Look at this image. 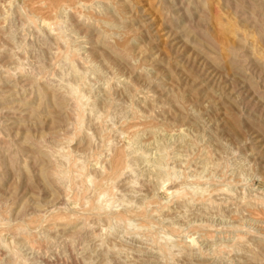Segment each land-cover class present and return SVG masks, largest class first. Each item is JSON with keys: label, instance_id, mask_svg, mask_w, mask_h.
<instances>
[{"label": "rangeland", "instance_id": "1", "mask_svg": "<svg viewBox=\"0 0 264 264\" xmlns=\"http://www.w3.org/2000/svg\"><path fill=\"white\" fill-rule=\"evenodd\" d=\"M28 1L0 0V264H264V0Z\"/></svg>", "mask_w": 264, "mask_h": 264}, {"label": "bare ground", "instance_id": "2", "mask_svg": "<svg viewBox=\"0 0 264 264\" xmlns=\"http://www.w3.org/2000/svg\"><path fill=\"white\" fill-rule=\"evenodd\" d=\"M26 1H28V0H26ZM31 1H32V0H31ZM88 1H89V0H88ZM33 2H36V1L34 0ZM33 2H32V3H33ZM38 2H39V0H38ZM89 2H90V1H89ZM27 3L30 4L29 1H28ZM48 4H49V3H48ZM30 5H31V4H30ZM30 5H29V6H30ZM32 5H33V4H32ZM35 5H37V3H36ZM83 5H84V4H83ZM87 5H88V4H87ZM47 6H48V5H47ZM49 6L52 7L51 5H49ZM80 6H81V5H80ZM35 8H36V7H35ZM47 8H48V7H47ZM73 8H74V7H73ZM44 10L46 11V8H45ZM48 10H49V9H48ZM32 11H34V9H33ZM32 11H31V12H32ZM37 11H38V10H37ZM41 11H42V10H41ZM45 11H44V12H45ZM51 12H52V11H51ZM29 13H30V12H29ZM39 13H40V12H39ZM41 13H42V12H41ZM47 13H48V12H47ZM49 13H50V12H49ZM31 14H32V13H30V14L28 15V18H29V16H30ZM42 14H43V13H42ZM38 15H39V14H38ZM43 15H44V14H43ZM48 15H49V14H48ZM32 16H33V15H32ZM39 16H40V15H39ZM41 16H42V15H41ZM41 16H40V17H41ZM49 16H50V15H49ZM40 17H39V19H40ZM43 17H44V16H43ZM33 18H34V17H33ZM48 18H49V17H48ZM31 19H32V18L30 17L29 20H31ZM35 19H37V18H36V15H35ZM43 19H44V18H43ZM30 23H31V22H30ZM32 23H34V22H32ZM55 24H56V23H55ZM55 26H57V25H55ZM54 49H55V48H54ZM66 55H67V54H66ZM63 56H64V55H63ZM51 67H52V66H51ZM84 68H85V67H84ZM81 72H82V71H81ZM8 73H9V72H8ZM28 73H29V72H28ZM52 77H53V76H52ZM77 78H78V77H77ZM43 80H44V79H43ZM31 85H32V84H31ZM49 85H50V84H49ZM67 85H68V84H67ZM67 85H65V86H67ZM70 85H71V83H70ZM75 87H76V86H75ZM68 89H69V88H68ZM68 91H69V90H68ZM70 91H71V89H70ZM73 91H74V90H73ZM69 94H70V93H69ZM69 94H68V95H69ZM34 95H35V94H34ZM74 95L76 96V94H74ZM70 96H71V94H70ZM70 96H69V97H70ZM80 96H81V94H80ZM66 97H67V96H66ZM71 97H72V96H71ZM78 97H79V96H78ZM78 97H77V98H78ZM77 98H76V99H77ZM78 100H79V99H78ZM76 101H77V100H76ZM76 107H77V106H76ZM74 118H75V117H74ZM77 121H78V120H77ZM116 153H117V152H116ZM119 153H120V154H119ZM119 153H118V154H115V156L112 158L111 162L109 161V162H110V166H108V167H109V170L106 168L107 171H108L107 173H109V176H108L109 178H111V176L113 177V175H115V174L118 172V169H119L118 166L120 165V163H121L120 161H121V158H122V156H121V152H119ZM62 155H63V154H62ZM47 156H48V155H47ZM125 161H126V160H125ZM55 162H56V161H55ZM108 164H109V163H108ZM65 168H66V167H65ZM123 168H124V167H123ZM106 169L104 170L103 173H105ZM122 170H123V169L121 168L120 171L122 172ZM60 171H62V170H60ZM120 171H119V172H120ZM110 173H111V174H110ZM53 174H54V173H53ZM57 174H58V173H57ZM78 175H81V174H78ZM107 175H108V174H106L105 176H107ZM110 175H111V176H110ZM117 175H118V174H117ZM89 176H90V175H89ZM89 176L87 175L85 178H87L88 181H89V180L91 181V179H92L91 177H92V176H91V177H89ZM90 178H91V179H90ZM105 178H106V177H105ZM109 178H108V179H109ZM108 179H107V180H108ZM56 180H57V179H56ZM58 180H59V179H58ZM100 180H101V179H100ZM110 180H111V179H110ZM112 180H114V178H113ZM112 180H111V181H112ZM130 181H131V180H130ZM162 181H163V180H162ZM57 182H58V181H57ZM100 182H102V181H100ZM100 182H99V184H100ZM97 183H98V182H97ZM110 183H111V182H110ZM99 184H98V185H99ZM100 185H101V184H100ZM97 187H99V186H97ZM113 187H114V186H113ZM107 188H108V187H107ZM99 189H100V188H98V190H99ZM105 189H106V188H105ZM105 189L102 190V187H101V190H100V191L97 190V194H96V192H95V194H96L95 196H96V200H97V201H98V200H101V199H100L101 197H102V199L104 198V196H105V194H106V192H107V191H104ZM131 189H132V188H131ZM217 189H218L220 192H221V191L223 192V190H224V189H222V188H220V187H217ZM107 190H108V189H107ZM111 190H112V189H111ZM218 190H216V188H215V191H218ZM93 191H95V190H93ZM219 191H218V192H219ZM108 194H109V192H108ZM106 195H107V194H106ZM110 195H111V194H110ZM82 196H83V195H82ZM256 196H257V195H256ZM85 197H86V196H85ZM107 197H108V196H107ZM86 199H87V198H86ZM108 202H109V201H108ZM82 203H83V202H82ZM82 203H81V204H82ZM105 204H107V203H105ZM98 205L100 206L101 204H98ZM107 205H108V204H107ZM154 205H155V204H154ZM83 206H85V205L83 204ZM90 206H91V205L86 206V207H87V210H88V207H90ZM99 206H98V207H95L94 205H92L91 207H92V209H97V208H99ZM91 207H90V208H91ZM108 207H109V205H108ZM106 208H107V207H106ZM92 209H91V211H92ZM99 209H100V208H99ZM99 209H97V212H98ZM101 209H102V206H101ZM137 209H138V208H137ZM81 210H84V209L81 208ZM141 210H142V209H141ZM114 211H116V210H114ZM127 211H128V210H126L125 212H127ZM80 212H81V211H80ZM80 212H78V213H80ZM85 212H87V211L84 210V213H85ZM110 212H111V211H110ZM123 212H124V211H123ZM136 212H137V211H136ZM136 212H135V213H136ZM145 212H146V211H145ZM148 212H149V211H148ZM153 212H154V211H152V213H153ZM78 213H77V214H78ZM88 213H90V211H88V212L86 213V215H87ZM91 213H93V212H91ZM95 213H96V212H95ZM98 213H99V212H98ZM106 213H107V212H106ZM120 213H121V212H119L118 215H119ZM135 213H134V214H135ZM152 213L150 212V215H152ZM100 214H101V212H100ZM108 214H109V213H108ZM112 214H115V213L113 212ZM121 214H122V213H121ZM137 214H139V213H137ZM143 214H144V213H143ZM145 214H146V213H145ZM148 214H149V213H148ZM148 214H147V215H148ZM105 215H106V214H105ZM105 215H104V216H105ZM118 215L115 216L116 219L114 218L116 222L119 221V220H121L120 216H118ZM122 215H125V214L123 213ZM129 215H130V214H129ZM84 216H85V214H83V216H81V219H82ZM92 216H93V214H92ZM97 216H98V215H97ZM99 216H101V215H99ZM110 216H111V215H110ZM113 216H114V215H113ZM125 216H126V215H125ZM88 217H89V216H88ZM108 217H109V216H108ZM108 217L106 216L105 219H106V218L108 219ZM121 217H122V216H121ZM140 217H141V216H140ZM145 217H146V215L144 216V220H145ZM148 217H149V216H148ZM148 217H147V218H148ZM150 217H151V216H150ZM74 218H75V217H74ZM77 218H78V217H77ZM79 218H80V217H79ZM142 218H143V216H142ZM112 219H113V218H112ZM148 219H149V218H148ZM73 220H74V219H73ZM76 220H78V219H76ZM109 220H110V219H109ZM139 220H140V219H139ZM82 221H83V220H82ZM107 221H108V220H107ZM141 221H142V220H141ZM84 222H85V221H84ZM126 222H128V221H126ZM146 222H148V221H146ZM82 223H83V222H82ZM242 224H243V223H242ZM149 225H150V224H149ZM125 226H126V225H125ZM140 226H141V222H140ZM134 227H135V226H134ZM134 227H133V228H134ZM136 227H137V226H136ZM140 228H142V227H140ZM135 229H136V228H135ZM170 229H171V226H170ZM170 229H169V230H170ZM173 230H174V227H173ZM171 231H172V230H171ZM174 231H175V230H174ZM238 236H239V235H238ZM239 239H241V238H239ZM28 240H29V238H28ZM237 240H238V239H237ZM239 242H240V241H239ZM237 243H238V242H237ZM143 247H144V246H143ZM186 259H187V258H186Z\"/></svg>", "mask_w": 264, "mask_h": 264}]
</instances>
